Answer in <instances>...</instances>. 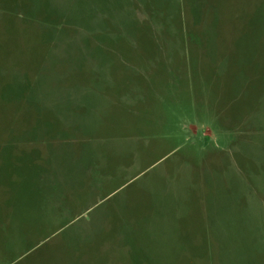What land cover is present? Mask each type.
<instances>
[{
	"label": "rangeland",
	"instance_id": "374dc122",
	"mask_svg": "<svg viewBox=\"0 0 264 264\" xmlns=\"http://www.w3.org/2000/svg\"><path fill=\"white\" fill-rule=\"evenodd\" d=\"M50 13L35 24L54 45L14 24L23 52L6 62L27 71L33 102L15 119L14 103L0 105V125L23 132V150L37 143L51 160L38 174L63 177L79 206L155 207L148 191L225 193L232 206L220 213L230 217L196 228L212 264H264V0H63ZM65 232L33 255L89 247Z\"/></svg>",
	"mask_w": 264,
	"mask_h": 264
},
{
	"label": "crops",
	"instance_id": "0c3cea01",
	"mask_svg": "<svg viewBox=\"0 0 264 264\" xmlns=\"http://www.w3.org/2000/svg\"><path fill=\"white\" fill-rule=\"evenodd\" d=\"M62 3L63 0H0V105L8 101L14 103L18 109L10 116L14 119L22 113L19 111L22 102H33L35 88V84L27 78V71L23 73L17 65L10 69L6 67L9 59L14 60L23 52L22 37L26 34L17 35L15 27L20 23L25 32H46V44L52 47L54 39L50 34L53 31L37 27L35 19L38 15L41 20L51 18L50 6ZM12 39L16 43L7 45L8 40ZM6 115L0 113L1 122ZM30 132L33 133L32 130ZM22 134L14 126L7 129L0 125V264L213 263L209 251L210 238L199 237L196 228L203 223H218L230 217L229 213H220L222 209L231 208L229 195L203 190H162L148 191L142 196L154 199L155 207L150 208L72 205L71 193H67L63 186V177L55 180L48 169L38 174L40 161L48 163L50 159H39L37 143L34 146L32 142L27 144L29 149L25 152L19 141ZM17 180L27 185L33 198H25L27 192L16 191L12 185ZM56 183L59 189L54 190ZM39 184L45 186L41 192ZM80 197L75 196L74 203L80 202ZM21 201L29 204H20ZM138 210L142 213L130 212ZM182 223L185 227H182ZM137 226L141 227L142 235L138 256L135 255L133 240ZM71 228L77 232H65ZM64 232L69 238L91 243L88 248L78 251L67 248L65 253L59 254V248H52L54 255H33V250L39 245ZM23 241L32 245L30 250L21 252ZM203 250L206 255L200 256L199 251ZM11 255L15 257L11 259Z\"/></svg>",
	"mask_w": 264,
	"mask_h": 264
}]
</instances>
